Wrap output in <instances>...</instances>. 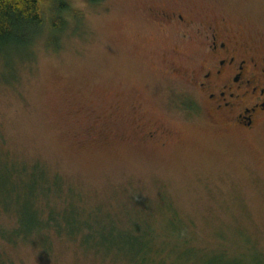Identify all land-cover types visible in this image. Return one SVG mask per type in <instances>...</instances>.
Instances as JSON below:
<instances>
[{
	"label": "rangeland",
	"instance_id": "374dc122",
	"mask_svg": "<svg viewBox=\"0 0 264 264\" xmlns=\"http://www.w3.org/2000/svg\"><path fill=\"white\" fill-rule=\"evenodd\" d=\"M67 1L81 19L59 49L43 31L31 51L0 54V174L43 167L91 219L167 247V264H264V116L252 129L216 123L180 75L199 69L208 24L264 56V0ZM52 238L50 253L2 251L14 264L112 262Z\"/></svg>",
	"mask_w": 264,
	"mask_h": 264
},
{
	"label": "trees",
	"instance_id": "16d2710c",
	"mask_svg": "<svg viewBox=\"0 0 264 264\" xmlns=\"http://www.w3.org/2000/svg\"><path fill=\"white\" fill-rule=\"evenodd\" d=\"M72 17L81 19L67 0H0V54H13L20 48L31 51L43 31L47 46L59 49L64 35L74 32ZM30 167L9 168L0 174L4 182L0 217L14 221L7 227L0 220V264H14L2 249L19 243L50 253L52 237L89 248L94 258L112 255L114 264H167L169 249L156 245L154 237L127 235L106 220L91 219L96 213L83 205L86 198L72 188L63 194L64 182L59 176L39 165ZM5 196L12 203L22 200L24 206L8 209Z\"/></svg>",
	"mask_w": 264,
	"mask_h": 264
},
{
	"label": "flooded vegetation",
	"instance_id": "af4514ba",
	"mask_svg": "<svg viewBox=\"0 0 264 264\" xmlns=\"http://www.w3.org/2000/svg\"><path fill=\"white\" fill-rule=\"evenodd\" d=\"M164 13L161 18L175 21L174 14L169 18ZM179 18L184 21L182 15ZM196 34L200 38L195 50L202 54L199 69H184L180 75L204 98L207 115L214 122L252 129L264 116V56L246 48L226 29L211 24L199 27ZM183 36L192 38L187 33ZM174 69L180 73L176 66Z\"/></svg>",
	"mask_w": 264,
	"mask_h": 264
}]
</instances>
